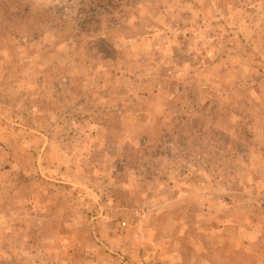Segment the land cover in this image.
<instances>
[{
	"label": "rangeland",
	"instance_id": "rangeland-1",
	"mask_svg": "<svg viewBox=\"0 0 264 264\" xmlns=\"http://www.w3.org/2000/svg\"><path fill=\"white\" fill-rule=\"evenodd\" d=\"M0 264H264V0H0Z\"/></svg>",
	"mask_w": 264,
	"mask_h": 264
}]
</instances>
